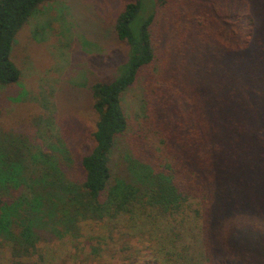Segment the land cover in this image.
I'll list each match as a JSON object with an SVG mask.
<instances>
[{"label": "trees", "instance_id": "obj_1", "mask_svg": "<svg viewBox=\"0 0 264 264\" xmlns=\"http://www.w3.org/2000/svg\"><path fill=\"white\" fill-rule=\"evenodd\" d=\"M46 1L0 0V89L17 82L14 37ZM113 21L125 51L111 79L88 86L89 148L75 160L60 138L41 145L0 128L9 264L77 239L80 223L120 219L154 231L144 264L184 259L185 229L199 264H264V0H130ZM143 69L135 129L121 98Z\"/></svg>", "mask_w": 264, "mask_h": 264}, {"label": "rangeland", "instance_id": "obj_2", "mask_svg": "<svg viewBox=\"0 0 264 264\" xmlns=\"http://www.w3.org/2000/svg\"><path fill=\"white\" fill-rule=\"evenodd\" d=\"M129 1L49 0L40 4L14 37L10 60L19 77L14 85L0 89V128L21 132L41 145L60 138L69 145L75 160L81 149L89 148L87 137L93 120L88 86L111 79L123 58L125 46L115 37L112 24ZM161 33L157 40L164 45ZM149 78L150 73L141 70L121 98L129 127H143L141 108ZM76 166L74 163L70 170L74 176L78 173ZM133 221L80 223L77 239L41 242L36 251L19 262L144 264L155 250V234L136 227ZM142 224L140 221L137 225ZM183 227L180 225L174 233L179 235ZM186 231L182 237L176 236L175 246L183 251L184 258H177V264H199L198 247ZM9 263L6 249L0 247V264Z\"/></svg>", "mask_w": 264, "mask_h": 264}]
</instances>
